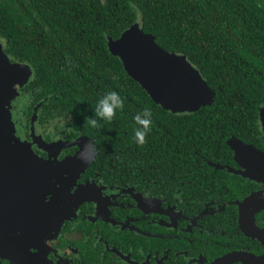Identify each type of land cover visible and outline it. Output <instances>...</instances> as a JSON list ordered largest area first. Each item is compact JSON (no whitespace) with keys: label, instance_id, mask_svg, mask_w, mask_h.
<instances>
[{"label":"flooded vegetation","instance_id":"obj_1","mask_svg":"<svg viewBox=\"0 0 264 264\" xmlns=\"http://www.w3.org/2000/svg\"><path fill=\"white\" fill-rule=\"evenodd\" d=\"M0 44L32 71L0 134V264H264L263 104L132 102L92 127Z\"/></svg>","mask_w":264,"mask_h":264},{"label":"trees","instance_id":"obj_2","mask_svg":"<svg viewBox=\"0 0 264 264\" xmlns=\"http://www.w3.org/2000/svg\"><path fill=\"white\" fill-rule=\"evenodd\" d=\"M135 22L187 57L213 101L264 105V0H0L7 54L36 67L41 84L58 86L79 113L107 90L127 110L153 101L108 46Z\"/></svg>","mask_w":264,"mask_h":264},{"label":"water","instance_id":"obj_3","mask_svg":"<svg viewBox=\"0 0 264 264\" xmlns=\"http://www.w3.org/2000/svg\"><path fill=\"white\" fill-rule=\"evenodd\" d=\"M108 41L110 52L121 60L130 77L163 108L193 111L213 101L214 91L199 70L185 55L159 45L156 36L145 32L141 23L135 22L118 39ZM31 74L28 65L12 63L0 44V134L13 132L10 109L18 89Z\"/></svg>","mask_w":264,"mask_h":264},{"label":"clouds","instance_id":"obj_4","mask_svg":"<svg viewBox=\"0 0 264 264\" xmlns=\"http://www.w3.org/2000/svg\"><path fill=\"white\" fill-rule=\"evenodd\" d=\"M123 105L124 100L118 91L107 90L96 100L95 107L92 109L93 115L85 116V120L88 125L97 127L99 120L111 121ZM67 119L70 120L71 116ZM132 119L136 125L133 130V139L137 145H143L153 125L152 111L145 107L137 111Z\"/></svg>","mask_w":264,"mask_h":264}]
</instances>
